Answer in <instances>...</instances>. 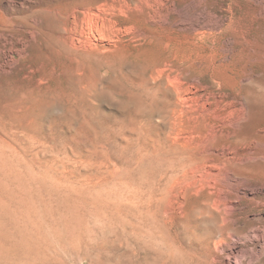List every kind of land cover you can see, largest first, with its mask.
<instances>
[{
    "label": "rangeland",
    "instance_id": "rangeland-1",
    "mask_svg": "<svg viewBox=\"0 0 264 264\" xmlns=\"http://www.w3.org/2000/svg\"><path fill=\"white\" fill-rule=\"evenodd\" d=\"M98 2L0 0V264H196L213 226L192 198L164 218L155 173L187 149H234L250 151L242 181L262 182L264 0L128 10L93 48L75 11ZM238 231L223 248L253 247Z\"/></svg>",
    "mask_w": 264,
    "mask_h": 264
},
{
    "label": "bare ground",
    "instance_id": "bare-ground-1",
    "mask_svg": "<svg viewBox=\"0 0 264 264\" xmlns=\"http://www.w3.org/2000/svg\"><path fill=\"white\" fill-rule=\"evenodd\" d=\"M166 1L167 0H100V2H98L96 5L79 7L77 9V11H75V13L80 16V18H78V21H80V24H81L80 33L84 36V38H86V40L81 42V44L87 45V46H93V48L98 47L99 46L98 42L100 41V38L102 40V38L105 36L112 37L113 34H115V32H116L113 29V31L111 30V32H109V35H106L105 34V27H107V26L109 27V25H112V28H113V26H116L120 23H123V22L125 23L126 20H125V18L122 17V15H124L128 10L141 9L147 14L148 19L151 20L155 15L158 14V12L161 10V8L163 10V7H164ZM154 5L157 6L156 9L151 8ZM80 8H82V9H80ZM161 11H160V13H162ZM75 13H74V21L77 20V17H75ZM157 19H158V17H157ZM85 30H88V35L85 33ZM107 34H108V32H107ZM87 39L90 40V42L87 41ZM100 44H102V43H100ZM174 67L175 66H173L171 69H173ZM178 68H181V67H178ZM160 69H161V71L164 70L163 68H160ZM160 69H159V71L158 70L157 71L161 72ZM173 71H175V69H173ZM162 72H161V74H162ZM172 74H174V73H172ZM167 75H168V73H167ZM169 76H172V75H169ZM174 77L175 76H172V78H171L172 79L171 84H173V85H174V83L175 84L178 83V81L180 80V79H177L178 78L177 77V78H175V80L177 79V81L173 82ZM171 79L169 78V80H171ZM195 82L196 81H194V83ZM181 85L182 84H180V86ZM161 87H162V85H161ZM184 89L185 88H183V90ZM186 89H188V88L186 87ZM186 89L184 92H186ZM183 90H181V91H183ZM188 90L191 91L190 89H188ZM177 93H181V92L179 91ZM179 95L181 96V94H179ZM171 97H172V95H171ZM183 97L184 96H182V98ZM186 97H185V99L184 98L183 99L187 100ZM190 97L191 96H189V98ZM200 98L202 99V97H200ZM179 100H181V98ZM197 100H199V99H197ZM263 100H264V97H263ZM170 101H172V100H170ZM205 102H206V100H205ZM187 103H189V100L187 101ZM219 104H222V103H219ZM226 106H225V108H226ZM205 107H203V108L205 109ZM191 108H193V107H191ZM209 108H211V107L209 106L207 109H209ZM218 110H220V108ZM224 110H226V109H224ZM234 110H235V108L232 109L233 112H234ZM242 110H243V107H242ZM190 112L188 114H190ZM209 112H213V111H209ZM199 113H200V111H199ZM201 113H200V115H201ZM210 114H212V113H210ZM220 115L221 114H219L218 117ZM232 115H234V114H232ZM190 116H192V115H190ZM216 116L217 115H215V117ZM230 116L231 115H229V117ZM194 117H195V115H194ZM205 118H206V116H205ZM219 119H221V118H219ZM231 119H232V117H231ZM174 121H175L174 124H176L177 120H174ZM232 121H233V119H232ZM208 123L209 122H207V124ZM210 123H211V120H210ZM213 124H216V123H213ZM226 126H228V124ZM203 129H204V127H203ZM203 129H202V131H203ZM214 129H215V127L213 128V130ZM223 132H222V134H223ZM229 133H228V136H229ZM197 135H199V134H197ZM215 135H217V134H215ZM232 135H234V134H232ZM224 136H225V134H224ZM205 137H207V135ZM230 137H232V136H230ZM263 137H264V131H263ZM211 138H213V137H211ZM193 139H194V137H193ZM224 140L225 139H223V141ZM210 142H212V141H210ZM239 146H241V145H239ZM239 146H237V147H239ZM228 147H229V145H228ZM192 148H194V147L192 146ZM205 148L207 149V147H205ZM241 148L239 150H242ZM249 152H243L242 153L239 151V153H236V151L234 152V149H233V151H232V149H228V150H224L222 152H220L218 150H213L212 152L205 154V153H200V152L195 151V150L191 151V150L187 149V150L183 151L181 153V155L168 160L163 165V168L161 169V171L156 172L154 177H153L154 190H153L151 199L157 208L161 207V209H164V214H163L164 218H166L167 215L170 212H172L171 210H173V209L171 208V206L174 207V209L176 210L175 213H181L183 211L186 203H187V200L189 198H192V199L198 201V203L193 208V214L192 215H193L194 220L206 221L213 226V232L211 233V235H214L213 238L211 239V241L208 244L206 243L207 245L201 247V251H199V253L198 252L195 253V261L197 262L196 264H264V152H263V155L261 156L263 158V179H262V182L257 183L256 185H251V184L248 185V184L244 183L245 181L243 182L242 179L245 177L246 174L251 172L250 171L251 170L250 165L248 162V157L251 156V155L249 156V154H250ZM226 174H228L229 176H226ZM244 201H247L250 203L252 202L255 205L254 206L255 208L252 210H246L249 206L246 209L239 207V208H237L239 213H237L238 215L236 216V218H234L235 216L232 215V210H231L232 208L231 207L232 206L235 207V205L238 206V205H240V203L242 205V203ZM138 202L140 204H142V202L140 200H138ZM237 210H236V212H238ZM239 224L242 225V227L247 228V230H248V232L243 236V242L244 243L248 242L253 247L245 249L244 245L240 246L237 244L236 246H234V245L228 246V247L224 246V248H223L224 243L227 241V239L229 237H232L236 233H239V231H238V226H240ZM215 227L217 228L216 231H215ZM207 240H208V238H207Z\"/></svg>",
    "mask_w": 264,
    "mask_h": 264
}]
</instances>
